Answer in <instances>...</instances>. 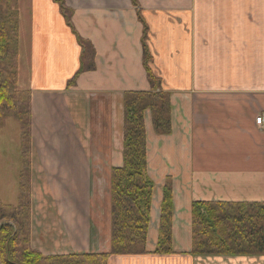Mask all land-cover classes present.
I'll list each match as a JSON object with an SVG mask.
<instances>
[{"label": "crops", "instance_id": "obj_1", "mask_svg": "<svg viewBox=\"0 0 264 264\" xmlns=\"http://www.w3.org/2000/svg\"><path fill=\"white\" fill-rule=\"evenodd\" d=\"M137 1L153 70L171 99L170 135H156L145 119L147 174L156 184L147 244L156 242L168 179L175 253L113 264H264V255L188 254L192 201L264 202V125L254 121L264 113V0ZM64 2L75 33L52 0H31L30 244L44 255L108 252L122 95L149 88L142 24L129 0ZM75 34L91 44L94 68L67 87L81 53ZM246 141L257 155L241 152Z\"/></svg>", "mask_w": 264, "mask_h": 264}, {"label": "trees", "instance_id": "obj_2", "mask_svg": "<svg viewBox=\"0 0 264 264\" xmlns=\"http://www.w3.org/2000/svg\"><path fill=\"white\" fill-rule=\"evenodd\" d=\"M9 1L0 0V127L9 116L19 125L20 169L16 203L0 200V264H109L118 256L174 254L171 247L173 195L168 179L160 187L154 249L149 251L146 244L156 184L147 174L145 117H150L156 135H170L171 99L153 70L148 26L137 0L129 1L136 8L143 27L142 65L149 89L122 95V163L112 167L109 175V251L43 255L31 247V91L17 87V27ZM52 1L72 30L71 9L64 0ZM75 36L81 53L78 68L67 81V87L75 83L80 73L94 68L91 44ZM189 217V255H264V202L192 201Z\"/></svg>", "mask_w": 264, "mask_h": 264}, {"label": "rangeland", "instance_id": "obj_3", "mask_svg": "<svg viewBox=\"0 0 264 264\" xmlns=\"http://www.w3.org/2000/svg\"><path fill=\"white\" fill-rule=\"evenodd\" d=\"M8 6L12 9L17 27L15 40V50L17 52L16 80L19 89L30 88V34H31V0H10ZM14 44V43H13ZM167 136V135H159ZM251 136V135H250ZM241 152L246 154H256L258 148L247 144ZM226 151V147H222ZM261 152V149H260ZM253 158V157H251ZM264 166V156L262 157ZM20 169L19 158V125L17 121L9 116L2 121L0 127V200L3 203L14 204L17 201V175ZM90 223V221H89ZM88 228V227H87ZM172 233V227H171ZM172 250L173 243L171 242ZM96 253V252H88ZM207 257V256H205ZM117 260L123 258H137L141 262L144 257H124L118 256ZM112 258L109 264H113ZM123 263V262H122ZM126 264V263H124Z\"/></svg>", "mask_w": 264, "mask_h": 264}, {"label": "built area", "instance_id": "obj_4", "mask_svg": "<svg viewBox=\"0 0 264 264\" xmlns=\"http://www.w3.org/2000/svg\"><path fill=\"white\" fill-rule=\"evenodd\" d=\"M261 120H262V118H260V117L256 118L257 123H260Z\"/></svg>", "mask_w": 264, "mask_h": 264}, {"label": "bare ground", "instance_id": "obj_5", "mask_svg": "<svg viewBox=\"0 0 264 264\" xmlns=\"http://www.w3.org/2000/svg\"><path fill=\"white\" fill-rule=\"evenodd\" d=\"M264 125V124H263Z\"/></svg>", "mask_w": 264, "mask_h": 264}]
</instances>
